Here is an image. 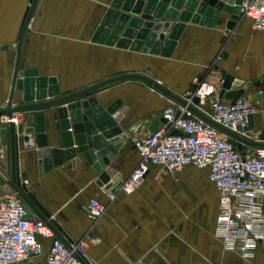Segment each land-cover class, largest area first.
<instances>
[{
  "label": "crops",
  "instance_id": "0c3cea01",
  "mask_svg": "<svg viewBox=\"0 0 264 264\" xmlns=\"http://www.w3.org/2000/svg\"><path fill=\"white\" fill-rule=\"evenodd\" d=\"M32 1L0 0V111L7 106L16 47ZM109 2L37 0L24 35L19 71L35 69L39 77L54 78L59 89V96L55 98L110 78L148 71L160 85L181 98L195 78L204 79L219 95L226 75L251 83L264 77V39L246 17H241L231 30H226L229 16L224 13L213 27L186 23L172 56L165 58L93 41ZM94 97L104 107L120 100L122 107L127 108L118 124L129 141L111 163L123 182L139 163L133 140L150 134L152 125L162 118L166 107L178 105L138 80L110 84L98 90ZM242 97L256 109L264 110V85H251ZM12 104H22L21 92L14 93ZM204 108L209 109V104ZM56 111L57 108L41 111L45 133L38 137L44 138V147L25 151L22 142L19 143V171L27 173L22 183L31 188L32 195L49 214L48 218L65 232L67 239H63L67 242L85 239L86 256L94 264H264V242L251 259L244 260L237 252L225 251L214 236L217 190L210 234L198 237L192 230V235L184 240L179 204L175 203L174 191L165 190L160 167H150L132 194L119 188L112 200L108 191H102L95 183L98 175L82 155L77 156L80 163L75 166L66 161L48 172H39L37 151L56 148V139L60 136ZM16 116L20 117L19 124L24 123L23 114ZM262 119L261 115L254 116L246 136L242 137L246 156L257 149L249 143L263 142ZM6 125V117L1 115L0 130ZM0 174L11 190L9 170L0 169ZM2 190L6 189L0 187V195ZM92 198L106 207L104 215L94 222L83 212ZM33 214L41 217L34 210ZM41 241L47 249L49 241ZM43 262V257H37L30 263L15 264Z\"/></svg>",
  "mask_w": 264,
  "mask_h": 264
},
{
  "label": "water",
  "instance_id": "95a60500",
  "mask_svg": "<svg viewBox=\"0 0 264 264\" xmlns=\"http://www.w3.org/2000/svg\"><path fill=\"white\" fill-rule=\"evenodd\" d=\"M37 0H33L24 20L16 47V60L7 106L0 111V116L7 118L4 129L0 130V169L9 170L11 186L18 190L25 201L26 219L31 218V210L43 218L49 214L43 209L31 193V188L23 184L27 173L19 171V143L29 151L35 146L44 147V138L38 137L45 133L44 117L41 111L57 108L60 136L56 139V148L38 150L39 172H48L53 167H59L66 161L72 166L80 163L78 155H82L97 176L95 183L114 195L122 184L121 176L111 163L118 153L123 152L128 136L119 127V122L127 112L120 100L104 107L99 104L94 94L110 84L138 80L147 87L158 91L162 96L174 101L179 107L185 108L191 114L216 128L235 141L236 149L244 159L242 137L215 123L198 109L199 100L191 102L175 96L158 83L151 72L143 74H125L104 80L89 88L59 96V89L54 78L39 77L38 71L29 69L20 72L19 64L25 32L32 17ZM241 0H110L101 17L93 36V41L134 52L141 51L150 55L170 58L186 27V23L213 27L219 16L224 13L229 16L226 30L233 29L242 17L239 12ZM176 21V22H174ZM251 85H264V77L255 82H244L232 75L224 77L219 97L236 101L243 96ZM22 93V104L13 106L15 92ZM52 98V100H47ZM66 105L65 107H63ZM23 114L24 123L14 125L11 121L15 114ZM180 115L177 108L175 116ZM170 123L160 119L151 127V133L158 132L162 127H170ZM263 126V119H262ZM22 134V136H20ZM172 135H181L177 130ZM35 135H37L35 137ZM38 137V138H37ZM262 139L264 133L262 132ZM253 147L264 148V142L249 143ZM9 159V168L7 166ZM4 183V180H0ZM57 235L67 239L63 230L52 221Z\"/></svg>",
  "mask_w": 264,
  "mask_h": 264
},
{
  "label": "built area",
  "instance_id": "2783aa9c",
  "mask_svg": "<svg viewBox=\"0 0 264 264\" xmlns=\"http://www.w3.org/2000/svg\"><path fill=\"white\" fill-rule=\"evenodd\" d=\"M239 12L251 21L254 30L264 32V0H241ZM193 98L199 100L197 109L203 115L240 137L246 136L253 117L261 115L264 133V110L256 109L244 97L225 100L204 79L195 78L184 95L188 102ZM206 103L209 109L204 108ZM162 119L170 127L133 140L139 163L120 190L132 194L152 166L168 173L188 167L207 170L209 181L219 193L214 236L225 251L251 259L264 242V148H257L243 159L233 139L179 106L166 107ZM19 120L15 114L10 122L17 126ZM174 130L181 135H172ZM1 179L4 183L0 182V187L6 190L0 195V264L30 263L37 257L44 258L43 264H94L86 256L85 239L65 241L57 235L50 218L34 216L33 210L31 218L26 219L25 201L19 191L9 190L0 174ZM109 195L112 200L114 195ZM105 210L97 198L83 207L92 222L100 219ZM42 239L49 241L47 249Z\"/></svg>",
  "mask_w": 264,
  "mask_h": 264
},
{
  "label": "rangeland",
  "instance_id": "374dc122",
  "mask_svg": "<svg viewBox=\"0 0 264 264\" xmlns=\"http://www.w3.org/2000/svg\"><path fill=\"white\" fill-rule=\"evenodd\" d=\"M264 39V33L261 32ZM165 190H173L175 203L179 204L182 238L210 234L216 209V188L206 171L194 167L168 173L160 168Z\"/></svg>",
  "mask_w": 264,
  "mask_h": 264
}]
</instances>
